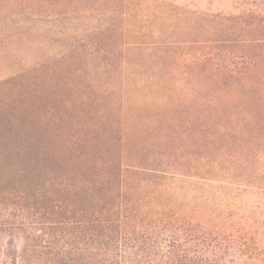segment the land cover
<instances>
[{
  "label": "rangeland",
  "instance_id": "rangeland-1",
  "mask_svg": "<svg viewBox=\"0 0 264 264\" xmlns=\"http://www.w3.org/2000/svg\"><path fill=\"white\" fill-rule=\"evenodd\" d=\"M112 2L0 0V191L4 190L0 197V214L4 216H0V263L14 260L12 252L19 244L16 224L24 221L8 214L12 206L32 212L30 191L38 175L47 180H71L79 175L103 180L102 173L84 172V168L119 159L123 163L125 120L131 125L137 118H155L158 108L167 103L173 111L166 112L183 124L181 130L190 133L187 128L192 126L199 97L193 89V67L185 61L221 49V41H212L218 38L230 51L264 50V43L250 39L264 36V0H121L130 5L123 22L126 34L142 46L127 50L116 62L119 54L114 46L108 52L101 36L95 43L92 40L109 21ZM241 21L258 24L260 30H245ZM112 33L109 40L117 39L119 32ZM215 45L218 48H213ZM219 82L211 80L210 84L215 88L230 85L226 79ZM208 84L209 79L204 90L207 94ZM227 130L232 134V126ZM207 132L203 147L187 150L196 152L192 157L190 153L181 157L184 152L163 153L159 148L143 145L141 149L140 143H127L140 163L168 161L175 154L181 157L180 164L192 165L197 154L211 159L213 140L209 128ZM216 137L233 152L244 146L241 142L230 144L225 136ZM181 141L192 144L194 138L184 135L178 143ZM73 144L93 153L64 154ZM48 151L53 157H43L41 153ZM77 166L82 169L75 170ZM207 174L212 175L211 171ZM12 189L24 191L16 194ZM239 199L237 204L243 210L249 214L253 210L259 221H264V189Z\"/></svg>",
  "mask_w": 264,
  "mask_h": 264
},
{
  "label": "trees",
  "instance_id": "trees-1",
  "mask_svg": "<svg viewBox=\"0 0 264 264\" xmlns=\"http://www.w3.org/2000/svg\"><path fill=\"white\" fill-rule=\"evenodd\" d=\"M121 4V0L112 2L109 21L92 39L95 43L101 36L108 52L114 46L119 54L116 62L127 50L142 46L126 34L123 22L130 5ZM241 22L246 24L245 30H260L258 24ZM218 23L225 26L223 21ZM239 26L244 29L243 24ZM114 31L119 32L118 37L110 41ZM145 36L151 39L149 33ZM263 37L250 39L264 43ZM218 39L212 41H221V49L215 45L218 50L185 61L193 67V89L199 97L192 126L186 125L190 133L181 130L183 124L166 112L173 111L167 103L157 107L160 112L155 118H137L131 125L125 120L123 163L119 159L84 168V172L102 173L103 180L80 175L71 180H47L37 174L30 191L32 212L12 206L11 212L17 214H8L24 220L16 224L19 244L10 264H264V221L237 204L239 197L264 189V50L230 51ZM208 79L209 97L204 91ZM223 79L230 85L215 88L210 84ZM206 110L208 114L203 112ZM230 126L232 134L227 130ZM207 127L213 140L211 159L197 154L192 158L194 164H180L179 158L196 153L187 150L203 147ZM189 134L194 138L192 144L178 143ZM217 135L244 146L233 152L228 143H218L221 138ZM130 141L132 146L140 143L141 149L144 145L163 153H184L155 164L140 163L134 151L132 155ZM69 153L93 152L73 144L64 154ZM41 154L52 156L49 151ZM81 169L77 166L75 170ZM209 171L212 175L208 177ZM13 191L21 194L24 190Z\"/></svg>",
  "mask_w": 264,
  "mask_h": 264
}]
</instances>
